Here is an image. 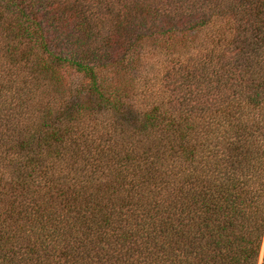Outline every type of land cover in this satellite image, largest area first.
I'll list each match as a JSON object with an SVG mask.
<instances>
[{"label": "trees", "instance_id": "obj_1", "mask_svg": "<svg viewBox=\"0 0 264 264\" xmlns=\"http://www.w3.org/2000/svg\"><path fill=\"white\" fill-rule=\"evenodd\" d=\"M264 0H0V264H264Z\"/></svg>", "mask_w": 264, "mask_h": 264}, {"label": "rangeland", "instance_id": "obj_2", "mask_svg": "<svg viewBox=\"0 0 264 264\" xmlns=\"http://www.w3.org/2000/svg\"><path fill=\"white\" fill-rule=\"evenodd\" d=\"M263 246H264V244H263ZM263 252H264V247L262 249V254H261V259L260 260H262Z\"/></svg>", "mask_w": 264, "mask_h": 264}]
</instances>
